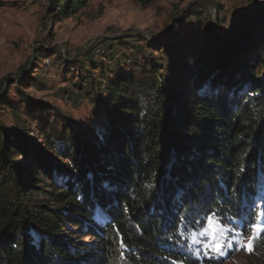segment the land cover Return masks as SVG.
<instances>
[{"label":"trees","instance_id":"obj_1","mask_svg":"<svg viewBox=\"0 0 264 264\" xmlns=\"http://www.w3.org/2000/svg\"><path fill=\"white\" fill-rule=\"evenodd\" d=\"M86 4L48 0L47 13ZM188 45L113 75L92 136L65 117L70 135L43 147L0 125V264H109L118 243L134 264H196L171 248L181 228L241 217L264 190V8Z\"/></svg>","mask_w":264,"mask_h":264},{"label":"rangeland","instance_id":"obj_2","mask_svg":"<svg viewBox=\"0 0 264 264\" xmlns=\"http://www.w3.org/2000/svg\"><path fill=\"white\" fill-rule=\"evenodd\" d=\"M47 6L48 0H0V125L43 147L52 131L59 142L70 135L65 117L90 136L100 128L105 85L113 75L135 61L143 66L159 60L163 48L191 53L188 43L197 31L226 37L243 15L264 8V0H87L75 15L60 18L50 16ZM244 201L241 217L203 216L196 227L181 228V244L171 248L196 264H264V190L252 203ZM96 214L99 224L109 220L106 212ZM253 223L261 229L253 251H237ZM69 229L74 237L86 233ZM79 240L93 242L90 236ZM131 251L118 243L109 264H134L126 256Z\"/></svg>","mask_w":264,"mask_h":264},{"label":"snow or ice","instance_id":"obj_3","mask_svg":"<svg viewBox=\"0 0 264 264\" xmlns=\"http://www.w3.org/2000/svg\"><path fill=\"white\" fill-rule=\"evenodd\" d=\"M260 230H261L260 225L258 223H253L251 225V234L248 235L247 233H245V235L247 236V240L245 241V239L242 238L239 241V244L237 246V251L243 249L246 252L251 253L253 251V242L257 238ZM221 250H222V246L220 245H217L213 248V251L217 253L220 252Z\"/></svg>","mask_w":264,"mask_h":264},{"label":"water","instance_id":"obj_4","mask_svg":"<svg viewBox=\"0 0 264 264\" xmlns=\"http://www.w3.org/2000/svg\"><path fill=\"white\" fill-rule=\"evenodd\" d=\"M254 12H255V11H251V12H248L247 14L243 15V16L241 17L239 23H240L243 19H245V18H247L248 16L252 15ZM239 23H238V25H239ZM238 25H237V26H238Z\"/></svg>","mask_w":264,"mask_h":264}]
</instances>
